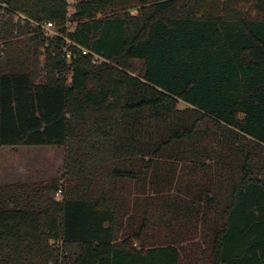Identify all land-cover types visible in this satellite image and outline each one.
Segmentation results:
<instances>
[{
	"label": "trees",
	"instance_id": "1",
	"mask_svg": "<svg viewBox=\"0 0 264 264\" xmlns=\"http://www.w3.org/2000/svg\"><path fill=\"white\" fill-rule=\"evenodd\" d=\"M206 4L0 0V152L65 151L0 264H264V0Z\"/></svg>",
	"mask_w": 264,
	"mask_h": 264
},
{
	"label": "rangeland",
	"instance_id": "2",
	"mask_svg": "<svg viewBox=\"0 0 264 264\" xmlns=\"http://www.w3.org/2000/svg\"><path fill=\"white\" fill-rule=\"evenodd\" d=\"M73 1L69 0L70 12L73 11ZM205 1L207 4L203 6L202 11L213 8L214 0ZM21 16L25 17L23 14ZM69 27L72 28L73 24L69 23ZM41 61H44L43 56H41ZM179 106L184 107L185 103L180 101ZM64 158L65 151L62 146H5L0 152L1 182L50 181L64 172Z\"/></svg>",
	"mask_w": 264,
	"mask_h": 264
},
{
	"label": "built area",
	"instance_id": "3",
	"mask_svg": "<svg viewBox=\"0 0 264 264\" xmlns=\"http://www.w3.org/2000/svg\"><path fill=\"white\" fill-rule=\"evenodd\" d=\"M44 28L46 30L47 35H53L56 34V31H54V23L53 22H47L44 24Z\"/></svg>",
	"mask_w": 264,
	"mask_h": 264
}]
</instances>
